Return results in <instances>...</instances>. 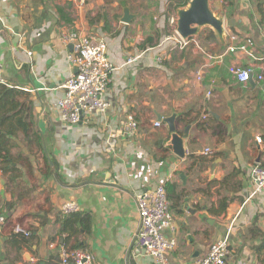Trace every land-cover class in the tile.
Masks as SVG:
<instances>
[{
	"label": "crops",
	"instance_id": "crops-1",
	"mask_svg": "<svg viewBox=\"0 0 264 264\" xmlns=\"http://www.w3.org/2000/svg\"><path fill=\"white\" fill-rule=\"evenodd\" d=\"M186 1L0 0L10 85L0 87L11 91L0 104L10 119L0 123V264H59L63 244L97 264H156L133 240L135 198L159 185L172 219L165 237L176 241L171 264H199L227 235L226 264H264V192L251 197L250 180L264 165V0H211L223 39L206 28L182 46L169 38ZM72 30L104 40L116 67L109 110L77 125L56 108L75 73L60 39ZM233 66L250 69L251 82L240 83ZM173 115L176 132L189 131L184 158L168 144L164 119ZM130 118L134 135L125 133ZM70 201L80 211L63 215ZM17 225L32 237L14 238Z\"/></svg>",
	"mask_w": 264,
	"mask_h": 264
},
{
	"label": "built area",
	"instance_id": "built-area-1",
	"mask_svg": "<svg viewBox=\"0 0 264 264\" xmlns=\"http://www.w3.org/2000/svg\"><path fill=\"white\" fill-rule=\"evenodd\" d=\"M176 26V25H175ZM177 27V26H176ZM195 37L183 40L176 33L169 39H175L182 46L187 45ZM62 43L71 47L68 61L75 69V73L63 84L64 97L56 104L61 120L68 125H77L83 118L93 112L106 113L109 110V103L105 100V95L110 89L111 76L116 67L108 58V48L104 40L95 42L94 39L82 31H67L60 36ZM230 51H245L246 47H230ZM163 61V57H158ZM134 59H128L127 63ZM2 64L0 62V86H10L1 76ZM233 76L243 84H247L252 78L250 69H243L238 66L230 68ZM259 80L263 76H258ZM202 81V76L198 77ZM208 97L212 96L209 90ZM204 119L207 116L203 117ZM157 127L160 122L155 123ZM138 124L134 118L128 120L125 127L126 135L136 134ZM257 142L262 144L263 140L257 138ZM206 153H209L207 151ZM251 182L254 190L251 197L264 192V165H256L251 172ZM139 217V227L133 245L152 257L156 264H171L168 254L176 247V241H169L165 237V231L172 227V219L169 215V200L165 185H159L152 190H146L138 194L135 198ZM80 211L77 202L70 201L63 205L61 212L63 215H72ZM6 222L5 217L0 216V225ZM14 235H21L29 238L32 233L17 225L13 229ZM228 235L212 245L208 255L199 264H226L229 256ZM59 264H97L95 257L85 249H71L66 245H60Z\"/></svg>",
	"mask_w": 264,
	"mask_h": 264
},
{
	"label": "water",
	"instance_id": "water-1",
	"mask_svg": "<svg viewBox=\"0 0 264 264\" xmlns=\"http://www.w3.org/2000/svg\"><path fill=\"white\" fill-rule=\"evenodd\" d=\"M175 23L177 33L183 40L198 37L206 28L213 30L220 39L224 37V20L217 17L212 11L211 0H190L186 9L178 10ZM159 120H163V117L159 116ZM175 121L176 115L164 119L171 133L168 144L178 157L184 158L186 154L185 141L189 131L186 128L185 134L177 133Z\"/></svg>",
	"mask_w": 264,
	"mask_h": 264
},
{
	"label": "trees",
	"instance_id": "trees-1",
	"mask_svg": "<svg viewBox=\"0 0 264 264\" xmlns=\"http://www.w3.org/2000/svg\"><path fill=\"white\" fill-rule=\"evenodd\" d=\"M178 3V5H186L187 4V1L186 0H176ZM2 86V85H1ZM11 91L10 90H7L5 89L4 87H0V104L2 103L4 97L8 94H10ZM10 121V119H8L5 114H4V109L2 107H0V123L3 125V124H6ZM21 128L22 130H24L25 132L28 130V127L26 124H21ZM1 137H5V134L2 133L0 135V138ZM73 215V214H72ZM77 216V215H76ZM79 217V216H77ZM65 227L67 228V222L65 223ZM14 235V234H13ZM32 237V235L29 237V238H26L24 236H21V235H14V238L16 239H22V240H26V239H30Z\"/></svg>",
	"mask_w": 264,
	"mask_h": 264
}]
</instances>
